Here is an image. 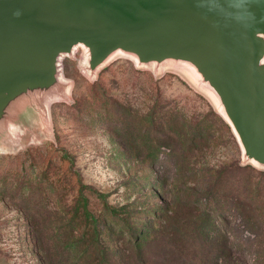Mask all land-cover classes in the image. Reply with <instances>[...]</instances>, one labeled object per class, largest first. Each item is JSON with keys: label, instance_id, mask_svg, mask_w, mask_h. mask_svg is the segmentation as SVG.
Listing matches in <instances>:
<instances>
[{"label": "rangeland", "instance_id": "rangeland-1", "mask_svg": "<svg viewBox=\"0 0 264 264\" xmlns=\"http://www.w3.org/2000/svg\"><path fill=\"white\" fill-rule=\"evenodd\" d=\"M83 62L0 148V264H264V171L210 97L175 67Z\"/></svg>", "mask_w": 264, "mask_h": 264}, {"label": "water", "instance_id": "water-1", "mask_svg": "<svg viewBox=\"0 0 264 264\" xmlns=\"http://www.w3.org/2000/svg\"><path fill=\"white\" fill-rule=\"evenodd\" d=\"M78 48L91 79L117 55L188 73L264 171V0H0V148L68 95Z\"/></svg>", "mask_w": 264, "mask_h": 264}, {"label": "bare ground", "instance_id": "bare-ground-1", "mask_svg": "<svg viewBox=\"0 0 264 264\" xmlns=\"http://www.w3.org/2000/svg\"><path fill=\"white\" fill-rule=\"evenodd\" d=\"M84 60H85V57H84ZM84 63V62H83ZM56 100V99H55ZM20 139V138H19Z\"/></svg>", "mask_w": 264, "mask_h": 264}]
</instances>
